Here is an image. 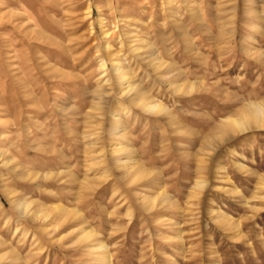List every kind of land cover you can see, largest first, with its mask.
<instances>
[{
	"label": "rangeland",
	"instance_id": "374dc122",
	"mask_svg": "<svg viewBox=\"0 0 264 264\" xmlns=\"http://www.w3.org/2000/svg\"><path fill=\"white\" fill-rule=\"evenodd\" d=\"M0 264H264V0H0Z\"/></svg>",
	"mask_w": 264,
	"mask_h": 264
},
{
	"label": "bare ground",
	"instance_id": "6f19581e",
	"mask_svg": "<svg viewBox=\"0 0 264 264\" xmlns=\"http://www.w3.org/2000/svg\"><path fill=\"white\" fill-rule=\"evenodd\" d=\"M121 84H122V82H121Z\"/></svg>",
	"mask_w": 264,
	"mask_h": 264
}]
</instances>
